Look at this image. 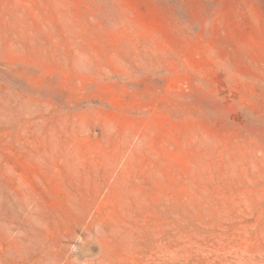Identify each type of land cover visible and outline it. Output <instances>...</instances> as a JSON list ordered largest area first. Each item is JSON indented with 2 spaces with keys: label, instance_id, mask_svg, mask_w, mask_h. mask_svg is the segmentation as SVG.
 I'll use <instances>...</instances> for the list:
<instances>
[{
  "label": "rangeland",
  "instance_id": "rangeland-1",
  "mask_svg": "<svg viewBox=\"0 0 264 264\" xmlns=\"http://www.w3.org/2000/svg\"><path fill=\"white\" fill-rule=\"evenodd\" d=\"M0 264H264V0H0Z\"/></svg>",
  "mask_w": 264,
  "mask_h": 264
}]
</instances>
